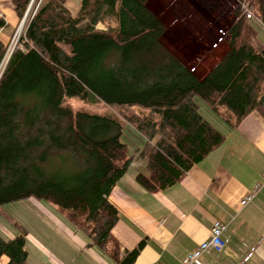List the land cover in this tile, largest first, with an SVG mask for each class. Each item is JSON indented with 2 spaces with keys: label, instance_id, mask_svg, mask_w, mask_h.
Here are the masks:
<instances>
[{
  "label": "trees",
  "instance_id": "trees-1",
  "mask_svg": "<svg viewBox=\"0 0 264 264\" xmlns=\"http://www.w3.org/2000/svg\"><path fill=\"white\" fill-rule=\"evenodd\" d=\"M12 1L23 18L31 0ZM245 1L264 22V0ZM232 11L226 50L198 71L162 44L166 25L148 0H81L77 9L42 0L0 77V205L45 199L89 246L134 264L146 242L120 259L111 232L118 208L108 197L134 157L121 139L125 125L144 140L137 151L147 174L136 180L155 192L180 182L247 114L264 116V40L241 3ZM7 43L0 40V65ZM75 98L130 113L74 109ZM65 155L73 166L57 167ZM26 235L22 226L13 237L0 234V259L27 264Z\"/></svg>",
  "mask_w": 264,
  "mask_h": 264
},
{
  "label": "crops",
  "instance_id": "crops-1",
  "mask_svg": "<svg viewBox=\"0 0 264 264\" xmlns=\"http://www.w3.org/2000/svg\"><path fill=\"white\" fill-rule=\"evenodd\" d=\"M0 18L6 22L0 28V40L7 43L20 21L12 0H0ZM260 37L264 40L262 34ZM135 164L133 158L108 196L118 208L119 218L111 232L120 244V259L145 240L134 264H183L189 253L210 238L214 221H220L228 225L224 233L226 248L205 254L203 264H264L261 113L252 111L236 128L226 129V137L218 147L180 182L164 190L152 192L140 185L136 175L147 174L145 160L137 167ZM248 195L253 198L243 205ZM68 224L58 229L74 243L64 241L66 244L56 246L54 253L46 246L32 244L38 253L28 252L27 264H80L81 250L88 252L92 264H119L97 246H89L87 237L80 239L77 232L81 231H74L75 227Z\"/></svg>",
  "mask_w": 264,
  "mask_h": 264
},
{
  "label": "rangeland",
  "instance_id": "rangeland-1",
  "mask_svg": "<svg viewBox=\"0 0 264 264\" xmlns=\"http://www.w3.org/2000/svg\"><path fill=\"white\" fill-rule=\"evenodd\" d=\"M68 1L74 9H77L81 2V0L79 3H75L72 0ZM244 1L148 0V3L166 25V32L162 38V44L182 61L196 66V70L202 71L203 68L205 69L207 67L208 62L213 63L226 50L227 39L225 32L233 20L232 10ZM41 2L42 0H34L28 11L29 4L23 18L20 19L17 27L11 32L10 40L7 43L6 56L0 65V77L10 54L18 46L20 37L25 33L30 17H32ZM25 16L24 24L21 25ZM253 21L260 34L264 36V24L260 25L255 19ZM206 59L209 60L206 61ZM68 104L74 109L111 112L118 116L122 115V111L123 113H130V110L127 108L112 107L104 103L91 105L77 98L69 99ZM201 110L219 128L222 130L225 129V124L205 104H202ZM121 139L128 144V154L134 156L133 158L136 161L135 165L137 167L144 160L138 156L137 151L144 142L142 134L128 123L123 129ZM74 159L65 155L64 160L58 159L54 162L57 167H64L66 165L71 167L73 166V162H75ZM68 223L67 218L59 208L45 199L31 196L0 205V234L6 238H10L20 232V226L24 227L27 231L26 238L29 253H38L32 244H35L36 247L38 245L46 246L54 253L56 246L66 244L64 241H67L69 244L74 243L73 238L67 233L69 237H66L58 229L60 228L62 230L63 226L67 227L69 225ZM74 231H77L76 228H74ZM77 235L80 239L85 240L86 235L84 233L77 232ZM100 255H104V253ZM81 256L82 260L80 264H83V262H86V264L93 263L87 251L81 250ZM7 262L8 257L2 256L0 264H6Z\"/></svg>",
  "mask_w": 264,
  "mask_h": 264
},
{
  "label": "built area",
  "instance_id": "built-area-1",
  "mask_svg": "<svg viewBox=\"0 0 264 264\" xmlns=\"http://www.w3.org/2000/svg\"><path fill=\"white\" fill-rule=\"evenodd\" d=\"M33 2L34 0L31 1L30 8ZM241 7H242L243 13L245 14L246 18L252 19L255 17L253 9L248 2L244 1L243 3H241ZM25 19L26 18L22 20L21 25L24 24ZM252 198H253V195H248L242 200L241 203L244 205L250 200H252ZM227 230H228L227 224L222 223L220 221H214L212 228H211L210 238L208 240L201 242L196 249H194L191 253H189L184 259L183 264H203L205 254H209L213 251H216V252L224 251V249L226 248L224 233Z\"/></svg>",
  "mask_w": 264,
  "mask_h": 264
},
{
  "label": "water",
  "instance_id": "water-1",
  "mask_svg": "<svg viewBox=\"0 0 264 264\" xmlns=\"http://www.w3.org/2000/svg\"><path fill=\"white\" fill-rule=\"evenodd\" d=\"M29 9H30V6H29V8H28V11H29ZM24 18H26V16H25Z\"/></svg>",
  "mask_w": 264,
  "mask_h": 264
}]
</instances>
